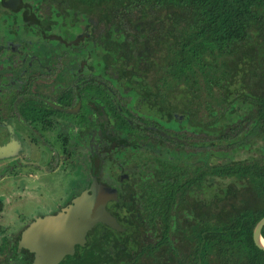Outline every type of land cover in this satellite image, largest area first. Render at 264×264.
<instances>
[{
  "label": "flooded vegetation",
  "instance_id": "flooded-vegetation-1",
  "mask_svg": "<svg viewBox=\"0 0 264 264\" xmlns=\"http://www.w3.org/2000/svg\"><path fill=\"white\" fill-rule=\"evenodd\" d=\"M100 1L0 0V178L20 167L38 180L13 196L35 201L0 218V264H31L21 243L30 220L63 210L93 182L115 189L105 208L122 228L98 222L57 264H175L161 214L143 203L171 181L158 174L166 149L170 162L194 166L213 135L198 131L186 85L164 76L153 36L162 20ZM5 204L0 197V215Z\"/></svg>",
  "mask_w": 264,
  "mask_h": 264
},
{
  "label": "trees",
  "instance_id": "trees-1",
  "mask_svg": "<svg viewBox=\"0 0 264 264\" xmlns=\"http://www.w3.org/2000/svg\"><path fill=\"white\" fill-rule=\"evenodd\" d=\"M100 2L140 5L141 18L162 20L164 32L153 36L165 49L164 76L186 85L201 114L198 131L213 135L194 166L170 162L166 149L168 169L158 174L171 181L148 195L155 203H143L161 214L171 259L264 264L252 238L264 215V0Z\"/></svg>",
  "mask_w": 264,
  "mask_h": 264
},
{
  "label": "water",
  "instance_id": "water-1",
  "mask_svg": "<svg viewBox=\"0 0 264 264\" xmlns=\"http://www.w3.org/2000/svg\"><path fill=\"white\" fill-rule=\"evenodd\" d=\"M6 154L8 151L0 147V158ZM110 197H115L114 188L93 182L63 210L30 220L21 234V243L34 252L31 264H57L61 257L74 250L75 243L84 241L98 222L122 228L116 217L105 208ZM263 225L264 215L256 222L252 232L254 243L261 249H264Z\"/></svg>",
  "mask_w": 264,
  "mask_h": 264
},
{
  "label": "rangeland",
  "instance_id": "rangeland-1",
  "mask_svg": "<svg viewBox=\"0 0 264 264\" xmlns=\"http://www.w3.org/2000/svg\"><path fill=\"white\" fill-rule=\"evenodd\" d=\"M227 155L228 153H225L222 156L227 157ZM2 158H0V164ZM20 169L21 168L18 167L12 171L5 172V176H2V178H0V197L4 196L6 203L3 206V215H0V218H4L6 221H10L11 219H13V216L15 214L22 212L25 208L29 207L31 202L35 201L32 192H29L27 195L22 196L20 199L18 197L16 199L13 198V196L16 195V192H18L17 186L19 184H22V182L26 181L29 182L31 186H33L38 181L33 178L30 179L22 177L20 174L17 173ZM36 186L38 187V185ZM41 188L43 189V191H46V188ZM211 193L212 191L209 193V195Z\"/></svg>",
  "mask_w": 264,
  "mask_h": 264
}]
</instances>
